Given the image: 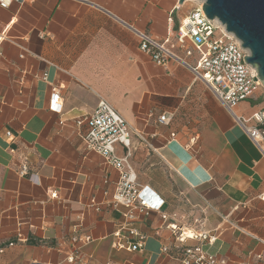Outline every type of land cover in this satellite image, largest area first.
<instances>
[{"label":"crops","instance_id":"1","mask_svg":"<svg viewBox=\"0 0 264 264\" xmlns=\"http://www.w3.org/2000/svg\"><path fill=\"white\" fill-rule=\"evenodd\" d=\"M186 3L13 0L0 7V264H179L186 245H203L229 264H264L260 151L190 70L157 66L120 22L176 42L194 9L185 12ZM187 47L195 66L201 54ZM54 86L61 114L49 109ZM102 100L150 141L148 148L131 133L130 164L160 211H135L131 220L112 204L119 173L85 148L87 127L76 126ZM263 109L258 93L236 112L250 118ZM165 112L170 124H158ZM23 158L26 177L18 174ZM123 228L129 244L139 239L127 228L146 237L141 250L114 248ZM200 234L215 241L187 239ZM86 236L92 241L81 249L72 243Z\"/></svg>","mask_w":264,"mask_h":264},{"label":"built area","instance_id":"2","mask_svg":"<svg viewBox=\"0 0 264 264\" xmlns=\"http://www.w3.org/2000/svg\"><path fill=\"white\" fill-rule=\"evenodd\" d=\"M12 1L0 0V7L8 8ZM198 1L200 4L181 19L176 42H172L170 37L163 40L154 38L148 33L136 29L133 25L120 22L135 34L140 41L141 51L147 54L157 66L166 69L172 63L179 64L190 70L195 80L203 82L264 158V109L254 113L250 118L239 116L236 112L241 102L254 98L264 88L257 68L246 62V57L251 56V52L243 47L242 42L235 35L227 32L219 20L209 19L203 10L205 1ZM216 32H220L221 36L216 37ZM188 42L201 54L195 66L187 61V58L192 56V50L187 47ZM62 108L61 87L54 86L49 100V109L61 114ZM172 118V113L165 112L159 116L157 123L169 125ZM84 125L87 127L84 134L85 148L103 156L119 173L112 195V204L115 207L126 208L128 210L126 216L131 220L136 218L135 211L144 216H148L151 210L160 211L162 203L157 198H152L148 194L147 188L140 186L130 164L132 156L131 133H137L141 143L151 148L147 137L133 130L119 112L105 100L98 104L92 114L85 115L76 121L78 128ZM6 135L11 137L10 132H7ZM171 137L174 138L175 134H172ZM116 145L125 148L126 153L123 157L116 154ZM29 173L30 166L26 158H23L18 168V174L20 177H26ZM33 180L37 181L34 178ZM105 184H108L107 179ZM51 198H57V193L51 194ZM260 198L264 202V193L260 195ZM163 219H166V216L163 215ZM172 227L175 229V226ZM123 230L125 229L123 228L115 234L114 248L129 252L141 250L146 237L141 236L134 228H127L130 236L139 239L137 244L132 245L124 242ZM193 238L207 240L209 244L215 241V238L207 234L187 237V239ZM179 240L183 243L186 242L184 238ZM91 241L90 236L72 238V243L78 246V249ZM163 252L167 253L168 249L163 248ZM178 257L179 264H229L207 251L203 245H186L179 251ZM74 260V256L69 258L70 262H74Z\"/></svg>","mask_w":264,"mask_h":264},{"label":"water","instance_id":"3","mask_svg":"<svg viewBox=\"0 0 264 264\" xmlns=\"http://www.w3.org/2000/svg\"><path fill=\"white\" fill-rule=\"evenodd\" d=\"M188 0H179L182 6ZM203 10L236 36L251 56L246 62L257 68L264 83V0H204Z\"/></svg>","mask_w":264,"mask_h":264},{"label":"rangeland","instance_id":"4","mask_svg":"<svg viewBox=\"0 0 264 264\" xmlns=\"http://www.w3.org/2000/svg\"><path fill=\"white\" fill-rule=\"evenodd\" d=\"M187 5L185 6V12L192 10L193 8H195L198 4H200V2L198 0H188ZM216 37H220L221 33L220 32H216L215 34ZM263 94L264 96V88L259 92V94Z\"/></svg>","mask_w":264,"mask_h":264}]
</instances>
